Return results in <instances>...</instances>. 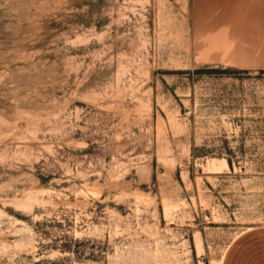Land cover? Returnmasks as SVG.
Wrapping results in <instances>:
<instances>
[{"label": "rangeland", "instance_id": "374dc122", "mask_svg": "<svg viewBox=\"0 0 264 264\" xmlns=\"http://www.w3.org/2000/svg\"><path fill=\"white\" fill-rule=\"evenodd\" d=\"M264 236V0H0V264H221Z\"/></svg>", "mask_w": 264, "mask_h": 264}, {"label": "crops", "instance_id": "0c3cea01", "mask_svg": "<svg viewBox=\"0 0 264 264\" xmlns=\"http://www.w3.org/2000/svg\"><path fill=\"white\" fill-rule=\"evenodd\" d=\"M221 264H264V236L259 245L248 235L237 238L226 252Z\"/></svg>", "mask_w": 264, "mask_h": 264}]
</instances>
